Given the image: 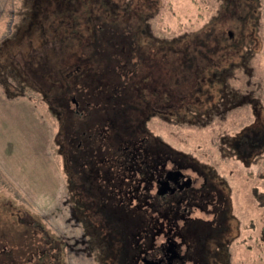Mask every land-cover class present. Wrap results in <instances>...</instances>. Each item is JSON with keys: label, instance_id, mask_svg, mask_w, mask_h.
I'll return each instance as SVG.
<instances>
[{"label": "rangeland", "instance_id": "rangeland-1", "mask_svg": "<svg viewBox=\"0 0 264 264\" xmlns=\"http://www.w3.org/2000/svg\"><path fill=\"white\" fill-rule=\"evenodd\" d=\"M86 71L99 75L82 81ZM82 84L97 105L80 116L72 97L87 101ZM248 96L260 99L258 118ZM255 124L264 129V0H0V264H142L152 244L177 239L180 220L162 202L129 211L102 201L98 221L75 210L85 200L70 194L69 167L78 172L85 151L115 168L112 149L131 134L230 186L214 183L224 202L187 203L196 233L181 250L187 259L227 264L217 249L228 237L230 264H264V207L252 196L255 186L264 194V159L251 176L222 143Z\"/></svg>", "mask_w": 264, "mask_h": 264}, {"label": "flooded vegetation", "instance_id": "flooded-vegetation-1", "mask_svg": "<svg viewBox=\"0 0 264 264\" xmlns=\"http://www.w3.org/2000/svg\"><path fill=\"white\" fill-rule=\"evenodd\" d=\"M128 60H131V58ZM127 68L129 70L123 71L122 76L132 73L133 65L130 64ZM98 73L99 72L86 71L82 81H88V79H92L93 74L99 75ZM82 87L83 90L88 91V93L84 95L87 101L81 103L77 98H74V96L72 97V102L75 105L74 112L76 115L79 114L80 116L83 115L87 109L97 105H93L92 99L88 96L95 95L92 90L84 84H82ZM249 97L250 96L246 99L250 102L249 105H252L254 111L252 112V115L258 118L259 116L256 103H259L260 99L256 96L251 98ZM96 98L98 99L97 96ZM249 125H251V123ZM261 134L263 136L259 137ZM134 136L135 135L132 134L129 136L130 138L128 139V144L130 146H125L122 151L119 147L117 150L112 149L111 154L114 156L112 158H116L118 163V166L115 168L104 167V165L109 163L108 160L111 159L109 158L110 156L106 158V160L103 158L100 160L98 157L95 162L94 160L87 161L84 156L85 151L81 153V162L83 160L81 166L82 168L78 169L79 171L76 172L77 174L69 167L67 174L69 184L71 185L70 194H74L72 193V190H79L78 195L80 198L85 200L81 201L80 199L78 201L76 199V202L71 197V201L76 202V205L78 204L75 210H78V213H81L82 216L84 215L85 218L93 216L91 218L98 221L97 219H100V217H98V213H100V211L101 213L104 211V203L102 201L107 203V206L105 207H114V205L110 204V202H122V204L126 203L125 208L129 211L131 209L135 210V204H133V202H138L137 205L143 204L144 207L147 204L149 208L151 207V202H156L154 210L161 211L162 206H160L159 202H162L164 211L181 221H178L177 224L175 222L174 224L177 226L176 235L179 234V236H177V239L167 237L165 239L166 241L158 246V249L154 244H152L156 253H153V255L139 254L138 260L142 264H197V260L194 258L192 260L187 259L184 256L183 251L181 253L182 248L185 246L187 240L190 239V236L192 239L194 238V234H196L194 233L191 235V233H193V227L191 226V220L193 218L190 213H192L193 209L190 208V205L187 206V203L224 202L221 199L212 197V191H215L217 184L218 188L221 184L224 186V189L229 188V191L231 190L230 186L226 180H222L217 173L208 167H204L202 164L193 161V158L189 155L173 149L169 150L166 143L160 144L159 148H157L155 144L157 139L151 137V140H153L151 142L153 144L149 142L147 144L148 138H141L140 142L137 144ZM84 141H88L90 143L88 137ZM262 141L264 142V129L260 131L258 126L255 124L250 130L247 126L242 127L240 132L231 136L230 139L222 141V143L224 144L228 155L231 157L235 156L240 160H247L249 157L251 158L254 156V158H256L255 156H258V160L263 161L264 145ZM114 146V144H111L110 147L113 148ZM69 147L71 146L69 145ZM67 151L68 158L73 159V156H75L74 150L68 149ZM207 168L210 174L211 182L208 180V176L205 173ZM218 191L220 194L221 192H224L221 189ZM202 192H205L206 195H200ZM88 197L91 199L88 200ZM87 201L92 203H86ZM226 206L227 205L225 204L220 205L221 209L224 207L226 208ZM88 211L93 212L92 215L89 214ZM220 219V238L223 239V237L226 236L227 229L224 227L222 222L223 215H221ZM197 220H199V218H197ZM104 222L105 218L100 220L102 229H104ZM88 223L90 222L88 221ZM106 223L109 224L108 220H106ZM107 226L108 225H106L105 229L109 236L117 232L116 229H112ZM152 229L153 227L149 224L148 229L145 231L150 232ZM129 230L125 232H129ZM196 237L197 235L195 238ZM227 239L228 242H226V240L224 242L228 244L223 248L219 245L217 250L221 249L220 253L225 252L224 259L227 261V264H230L228 249L231 244V238L227 237ZM221 243H223L222 240ZM110 248L112 249V246ZM114 254L115 252L112 250L111 257L114 256ZM119 263L125 264L121 261Z\"/></svg>", "mask_w": 264, "mask_h": 264}, {"label": "trees", "instance_id": "trees-1", "mask_svg": "<svg viewBox=\"0 0 264 264\" xmlns=\"http://www.w3.org/2000/svg\"><path fill=\"white\" fill-rule=\"evenodd\" d=\"M104 99H106L105 97H104ZM103 99V100H104ZM259 137H261V136H259ZM250 139V138H249ZM250 140H252V139H250ZM262 143H263V145H264V142L262 141ZM264 153V152H263ZM256 158H254V156H252L251 158L249 157L247 160H243V159H241V162H242V164L244 165V166H246V168L249 170V173L251 174V176H255V174H256V171L254 170V166L256 167L257 165H256V161L259 159V157L258 156H255ZM252 170V171H251ZM264 174V172L262 173V172H259L258 174ZM259 189H258V186L256 187H254V189H253V193H252V196L254 197V199L257 201V202H255L256 203V205L258 206V207H264V194H263V196H261V195H259V191H258ZM261 198V199H260ZM262 198H263V200H262ZM251 229L252 228H254V224H252V226L250 227ZM264 240V239H263ZM244 242H245V240H243ZM250 248H252V247H250Z\"/></svg>", "mask_w": 264, "mask_h": 264}, {"label": "water", "instance_id": "water-1", "mask_svg": "<svg viewBox=\"0 0 264 264\" xmlns=\"http://www.w3.org/2000/svg\"><path fill=\"white\" fill-rule=\"evenodd\" d=\"M230 35L232 36V33H230ZM147 264H149V263H147Z\"/></svg>", "mask_w": 264, "mask_h": 264}]
</instances>
